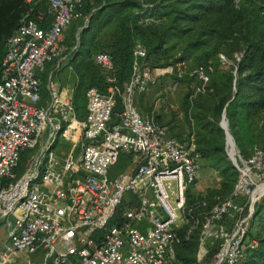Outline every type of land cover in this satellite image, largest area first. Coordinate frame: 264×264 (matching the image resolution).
<instances>
[{"label": "built area", "instance_id": "obj_1", "mask_svg": "<svg viewBox=\"0 0 264 264\" xmlns=\"http://www.w3.org/2000/svg\"><path fill=\"white\" fill-rule=\"evenodd\" d=\"M34 1L50 5L53 21L42 28L23 18L7 41L0 80V264L22 256L43 264H179L177 247L199 227L200 247L224 240L214 264H244L259 248L249 229L264 198V148L244 156L229 143L238 173L233 194L195 221L187 196L203 163L194 136L179 142L136 105L153 83L154 70L140 61L146 52L136 48L123 91L112 57H95L110 88L87 91L86 118L79 120L73 91L56 74L69 60L62 42L82 18V0L27 3ZM212 73L211 66L190 72L196 94ZM117 96L124 109L114 122Z\"/></svg>", "mask_w": 264, "mask_h": 264}, {"label": "trees", "instance_id": "obj_2", "mask_svg": "<svg viewBox=\"0 0 264 264\" xmlns=\"http://www.w3.org/2000/svg\"><path fill=\"white\" fill-rule=\"evenodd\" d=\"M81 13L80 20L86 22L79 36L76 38V32L65 47L69 60L56 74L61 86L72 89L79 120L86 118L87 91L107 94L110 88L94 61L99 54L112 57L120 91L132 78L137 47L146 52L140 61L153 70L187 63L213 67L205 92L188 95L183 105L189 118L188 138L194 136L202 163L221 177L220 188L208 191L204 199L193 200L188 193L187 207L193 219L202 223L216 205L231 198L237 182L221 127L223 118L235 145L251 146L242 155L249 156L258 144L264 146V0H82ZM25 16L42 28L53 21L47 2L29 5L27 0H0V80L7 41ZM219 55L232 62L227 72L220 70L223 62ZM235 55L240 56L239 61ZM62 73L69 74L66 83L59 79ZM43 93L46 96L45 88ZM123 109L117 96L114 122L119 121ZM155 120L167 127L174 139L181 143L188 140ZM200 234L199 227L177 247L179 264H199ZM249 234L259 242V248L247 255L244 264H264V198L255 209Z\"/></svg>", "mask_w": 264, "mask_h": 264}, {"label": "rangeland", "instance_id": "obj_3", "mask_svg": "<svg viewBox=\"0 0 264 264\" xmlns=\"http://www.w3.org/2000/svg\"><path fill=\"white\" fill-rule=\"evenodd\" d=\"M237 2H239V0H237ZM85 22L86 20L83 22L81 20L74 22L64 37L62 42L64 47H67V44L72 43L76 32H78L76 38L79 36L80 28ZM218 58L223 62L220 70L227 72L232 62H230L224 55H219ZM235 59L239 61L240 56L235 55ZM195 66L196 65H193L192 63H187L177 65L174 68L155 69L153 72V83L148 92L136 99V105L144 116L158 118L163 124L170 126L176 136L186 139L190 132V126L189 118L183 109V105L188 95H196V90L199 87L197 81L190 76V72L197 68V66ZM67 76H69V74L66 75V73H62L59 79L66 83L65 79ZM258 146L264 147L262 144H258ZM250 148L251 146L246 148H239L236 146L235 152L241 154L244 153V151H250ZM230 149H232V147ZM230 154L233 156L232 152ZM123 165L124 161L122 160L114 167L115 169L120 170ZM220 184V174L216 170L210 168L207 163L203 162L199 180L189 191V197L193 200L204 199L207 196L208 191L218 190ZM229 224L230 223L227 221L225 226L228 227ZM4 239L5 230L0 227V251ZM223 244L224 240L221 237L212 240H205L203 244L204 247H200L199 250V264H214L215 257ZM14 264H43V261L39 257L27 258L22 256Z\"/></svg>", "mask_w": 264, "mask_h": 264}, {"label": "water", "instance_id": "obj_4", "mask_svg": "<svg viewBox=\"0 0 264 264\" xmlns=\"http://www.w3.org/2000/svg\"><path fill=\"white\" fill-rule=\"evenodd\" d=\"M221 127H222V129L225 131L226 136H227V148H228L230 142L233 144V147L235 148L236 145H235V142H234V140H233V138H232V136H231V134H230V132H229L228 122H227V120H226V117L223 118V121H222ZM227 152H228V151H227ZM228 156H229V155H228ZM229 159H230V157H229Z\"/></svg>", "mask_w": 264, "mask_h": 264}]
</instances>
